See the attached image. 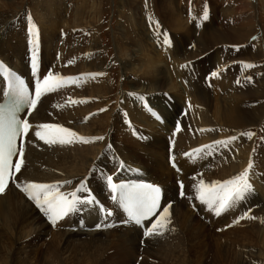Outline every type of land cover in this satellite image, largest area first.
I'll return each mask as SVG.
<instances>
[{
    "label": "bare ground",
    "instance_id": "1",
    "mask_svg": "<svg viewBox=\"0 0 264 264\" xmlns=\"http://www.w3.org/2000/svg\"><path fill=\"white\" fill-rule=\"evenodd\" d=\"M79 1H81V5L79 4L78 9L74 11L73 18H70V15L68 17L69 0H34L28 8L31 14L27 11L21 12L20 5L16 8L18 10L6 13L5 10L11 8L14 1L0 0V61L16 70L28 72L32 67V54L35 51L37 67L34 73L30 74L33 79H42L50 72L54 75L59 74L63 77L77 79L74 84L71 81H65V87L44 96L32 113L33 130L27 140L26 162L19 174L21 184L24 182L43 184L59 182L58 190L67 192L75 190L79 186V182L84 180L90 194L103 200L105 206L112 209L113 216H106L96 205H92L79 212L69 214L53 225L22 188L16 190L10 187L3 195H0V264H158L156 260L163 259L158 257L162 255L158 246L165 245L164 242L174 238L176 230L173 228L174 224L178 223L179 214L183 220H191L194 223H197L199 219L196 216L199 208L195 210L196 203L193 207V202L188 200L190 194L197 196L196 186L200 184L204 176L192 171L196 167H193L190 161L197 156L200 169L203 170L208 167L212 155L209 147L198 154L188 151L218 140L224 141L230 134L227 129L233 128L232 130L235 132L241 131L237 128H244L251 121L258 122L263 118L261 103L264 99V87L260 85L264 84V77L260 78L262 82L260 85L254 86L256 77L251 74V71L248 77L239 74L246 70L242 63L234 66L232 73L235 84L233 87H237L234 93L233 87L226 88L221 82L216 83V87H213L214 85L208 87L207 84L199 85V83H196L195 87L190 83L188 86V82H185L184 70L186 69L170 52L171 48L169 46L164 48L163 45L166 43L159 41L160 38L155 34L148 36L149 42L146 33L141 34L136 20L137 24L132 21L134 29L129 30L132 33L129 43L144 47L139 50L142 58L138 59L136 54L125 57L122 50L127 47L120 48L118 45L116 56L119 55L117 57L121 59L123 68L127 72L138 75L139 78L135 79V83H138L140 87L133 86L134 89H139L135 90L138 95L126 93L112 101L115 84L109 70L111 62H109L108 54L103 55V50L99 46L101 35L96 22L94 23L96 17H92L94 19L90 24L85 18L86 12L96 13L97 4L93 3L92 6H89L87 0ZM167 1L165 0V2ZM242 3L245 4V2ZM174 10L175 8L172 7V10L165 13L164 16L166 17V14L169 16L172 13V17L167 20L169 19L176 29L180 25L181 19L176 18L177 14L174 13ZM148 11L150 12V9ZM150 14L154 13L151 11ZM139 21L142 24L145 22L144 19ZM137 25L138 27H136ZM155 28V32L161 30L158 25ZM33 32L36 35H33ZM183 33L184 36L185 34L189 36L186 32ZM116 34L117 38L123 39V32L120 31V28ZM218 36L219 38L216 39L222 42V35ZM117 42L120 46V41L117 40ZM157 42L161 44L158 45ZM156 48L157 50H155ZM144 53H151L152 61L157 59L159 63L168 65L167 68L170 69V74H173L174 78L169 81L164 79L161 75V72H164L161 70L164 68L156 69L157 62L152 64V68L146 67L142 63L137 64L136 60L145 61V57L142 56L145 55ZM184 53L186 56L191 55L187 49ZM162 54H169L170 56L167 58L171 57L172 63L161 60ZM167 58L166 61H169ZM150 73L152 74L150 75ZM221 78L223 82V74ZM223 84L225 83L223 82ZM3 89L4 84L0 78V93ZM213 91L227 94L226 104L223 100L216 98ZM137 96H139L138 99H136ZM144 98L155 99L157 106L148 105L149 100ZM142 100L147 107L141 106ZM159 101L160 104H158ZM112 103L115 105L119 103L118 107L124 116L133 113L134 119L124 120L121 124H116L113 119L107 121L100 119L94 123L90 121V114L95 112L97 106L100 109H106ZM169 106H173L174 113L170 111ZM147 109L154 112L152 116ZM160 110H165L167 113L161 114ZM169 114L171 115L167 120L165 116H169ZM141 115L143 121L140 123ZM179 121L181 123H178ZM40 124H59L71 129L77 133V136L67 137L73 140L71 144L49 145L34 136V131L37 130L36 126ZM187 124L196 127L189 128L186 127ZM172 125L178 127L177 130L173 129ZM117 129L119 130L118 137L114 133ZM173 130L175 134H179L177 139L172 138V135L169 138L166 136ZM136 131L144 132L150 139H146L143 149H136L133 146L132 135L133 133L137 134ZM48 132L54 133L55 130L50 129ZM81 137L84 139L81 140ZM95 137L104 139L95 140ZM122 139L123 141H121ZM253 146V143H248L247 151L241 150L238 166L234 167L232 160L230 163L225 161L223 168L219 170L213 166L212 172L205 175L206 184L217 179L225 181L240 174L248 168L249 163H252L253 168L249 172V181L254 184L253 190L260 196L250 195L238 201L242 208H245L246 202L249 205V201L255 204L264 200V183H261V179L257 176L258 172L264 171V148L259 151L257 158H253ZM170 147L172 148L170 149ZM173 161L175 164H172ZM184 170L190 172L188 174L190 177L193 174L194 178L192 180L189 178L188 182L185 180L187 189L181 196L177 186L171 181L174 178L182 179L181 175ZM102 173L113 175L114 183L124 178L136 177L157 183L162 187L164 199L154 222L162 216L163 208L171 204L169 217L167 220H162L164 228L158 226L157 229L162 234L149 236L138 227L125 226L114 210L115 201L111 199L114 193L106 186ZM185 175L187 176V174ZM63 181H71V183L63 184ZM196 202L199 200L196 199ZM183 204H186V212L180 213ZM262 210L264 207L259 210L260 213ZM200 213H209L215 218L220 215L209 208H204V211L201 209ZM220 218H213L214 223L221 222ZM245 231L244 234L239 231L238 236L236 235L238 240L242 234L243 241L246 238L249 239L246 237ZM227 241L230 242L229 239ZM235 242H233L234 245L239 246ZM233 243L230 242V246L233 247ZM259 243L263 248L257 249V252L259 251L258 258H249L251 261H255L251 264H264V238ZM240 245L242 247L241 243ZM214 246L216 254L222 251L227 255L230 252H228V248H224L220 241L215 242ZM243 249L246 252L244 243ZM191 250L190 245L182 242L176 246V250L169 251L171 257L163 259L165 261L161 264H187ZM239 250L242 252L240 247ZM206 251L207 248L202 255L204 263L209 258V253ZM196 254L198 253L196 252ZM222 262L221 259L215 260L216 264Z\"/></svg>",
    "mask_w": 264,
    "mask_h": 264
},
{
    "label": "rangeland",
    "instance_id": "2",
    "mask_svg": "<svg viewBox=\"0 0 264 264\" xmlns=\"http://www.w3.org/2000/svg\"><path fill=\"white\" fill-rule=\"evenodd\" d=\"M13 1H14L13 6L11 8L6 9L5 10L6 13H11L14 10H18L16 8H18V6L20 5L22 7L20 10L21 12L27 11L28 13L31 14V11H29L28 8L32 4V1L34 0H13ZM87 1L89 6H92L93 3L97 4L96 13H92L90 11L89 13L86 12L85 18H87V22L90 24L92 19L96 17L94 23L96 22L97 27L100 30L99 34L101 35V44L99 46L103 50V55L108 54L107 56L109 58V62H111L109 70L111 71V79L114 81L115 84L113 90V97L111 98L112 101L117 100V98H120L119 97L120 95L126 93L128 94L135 93L136 95H138V93L135 92V90H139V89H134L133 87L134 85L139 86L138 83H135V79L138 80L139 78L137 77L138 75L127 72L123 68V64L120 61L121 59H118L117 57L119 55L116 56V53H118L116 51V47L118 45V47L120 48L127 47V49L122 50L123 55L125 57L135 56L136 54L138 59L142 58L141 55L139 54L140 53L139 50L144 47H139V45L136 46L129 43L132 36V33L129 32V30L134 29L132 27V21L135 24H137L136 22H138V25L141 30V34L146 33L147 40L149 35L155 34L157 37L160 38L159 41H162V43H166L163 45L164 48L168 46L171 48L170 52H172V54L177 57L176 59L179 62V64H181V66L184 65V68L186 69L184 70L186 77L185 82L186 81L188 82L187 83L188 86H190L189 85L190 83L194 85L193 87H195V84L199 83V85L207 84L208 87H211L209 86L211 84L212 86L214 85L213 87H216V83L221 82L223 86H226V88H231L233 87V85H235L234 78L232 76L233 75L232 73L234 71V66H237L242 63L244 64L246 70L242 71L239 74L248 77L250 74L249 72L251 71V74L254 77H256V80H254L255 81L254 86H256L257 84L260 85L262 83L260 81V78L264 77V0H250L251 2L254 1L252 4L248 0H168L169 2L168 1L165 2V0H87ZM242 2H245V4ZM79 4L81 5V1L79 0H69L70 12H68V17L70 15V18H73L74 11L78 9ZM172 7L175 8L174 13L177 14L176 18L181 19V23L180 25H178L176 29L173 27L174 24L171 21H169V19L167 20V18L172 17V13L169 14V16L167 14L166 17L164 16L165 13L170 12L172 10ZM149 9L150 12L148 11ZM207 10H210V18L207 17V19H204V13L207 12ZM151 11L154 14H150ZM151 17H155V18H151ZM141 19L145 20L143 24L141 21H139ZM138 25L136 27H138ZM156 25H158V27H160L161 30L155 32L154 29H156L155 28ZM119 28L120 31L123 32V39L117 38L116 36L117 35L116 33H118ZM183 32H186L189 36H187L186 34L184 36ZM219 34L222 35V39H223V40L221 39L222 42L216 39L219 38L218 36ZM117 40L120 41V46ZM157 43L158 45L161 44L159 42ZM186 49L189 52H191L190 53L191 55L188 56L185 55L184 51ZM155 50H157V48ZM195 53H197V55H195ZM144 54L145 55L142 56L145 57V61L136 60L137 64L142 63L146 65V67L152 68L153 67L152 64L154 62H157L158 64L156 65V69H159L160 67L164 68V70H161L164 71L161 72V75L163 76L164 79L169 81L170 79L174 78V75L170 74V69L167 68L168 65L159 63L157 59H154L152 61L151 53H144ZM169 54L168 55L162 54L160 59L168 63L170 62L171 64L172 63V60L170 61L171 57L167 58V56H170ZM166 58L169 61H166ZM249 64L252 65V67H248ZM152 73H150V75ZM212 73H216V75H214V78L207 79L208 75ZM222 74L224 77L223 82L225 84H223V82L221 81ZM260 86L264 87V84L262 83ZM236 88H237L236 86L232 88L233 93L235 92L234 90ZM194 91L196 92L195 88ZM212 93L214 96H216V98L223 100V102L226 104L225 100L227 94L216 93L214 91ZM138 97L139 96H137L136 99H138ZM144 99H146L147 101L149 100L148 98H144ZM144 103L145 102L142 100L141 106L147 107L144 105ZM117 104L115 105V103H112L106 109H100L97 106L95 112L90 114V121L94 123L100 119H103L104 121L113 119V121H115L116 124H121L123 123L124 120L131 121V118L134 119L135 115L133 113H131L129 116H124L122 114V110L119 109L118 107L119 103ZM150 104L154 107L157 106L155 99L149 100L148 105ZM158 104H160V101L158 102ZM261 105L263 107V118L259 119L258 122L251 121V123H249L250 125L248 124L244 128H237V129H241V131H237V132L233 131L232 130L233 128L227 129V131H230V134H228V136L224 139V141H228V139L233 136L237 137L236 140L228 142L226 145H222V146L215 145L214 143H209L205 145V146L212 145V147H209L210 148L209 151L211 152L212 158L210 159L207 168L205 167V169L203 170L200 169L201 167L198 163L197 156L194 157L195 160L193 159L190 161L191 162L190 164L193 165V167L194 166L196 167V169H194L195 171L193 169L192 171L195 172L196 174L198 173L202 174L204 176V178L202 179L204 182L206 181L205 175H209L212 172L213 166L217 167V169L220 170L221 168H223V163L225 161L230 163V160H232V164L234 167L238 166L240 164L239 157L241 155V150L243 149L247 151L248 143L254 144L253 158L258 157L259 151L262 148H264V99L262 100ZM169 107H170V111L174 113L173 106H169ZM147 111L151 116L152 113H154L153 111L148 109ZM159 113L164 114L167 112L165 110H160ZM171 114H169V116H165L167 120ZM159 119L162 120L161 118ZM142 121L143 119L141 115L140 123ZM178 123H181V121H179ZM171 127H174L173 129L175 130H177L178 128L173 125ZM186 127L192 128L196 126L195 125L191 126L190 124H187ZM249 131L254 133V135L251 138H249L247 135H243V133ZM114 133L118 137L117 133H119V130L117 129V131H115ZM136 133L137 134L133 133L132 135V138L134 139L133 146H135L136 149H143V145H145L146 139L148 138L144 132L136 131ZM171 135L172 138L175 139L179 137V134L178 133L175 134L174 130L171 132V134H168L166 136L169 138ZM121 141H123V139ZM164 143H166L165 140ZM173 145H175L174 142ZM171 148L172 147H170V149ZM170 149L168 148V151ZM198 149L204 150L205 148L204 146L201 147L198 146V148L196 147L195 149L189 150L188 152L195 154L197 153L195 150ZM158 150H161V148H158ZM183 154L180 155L182 156ZM172 164H175V162L173 161ZM184 173L187 174V176ZM188 174H190V172H187V170L185 172L184 170V172L181 175L183 180L174 178L171 181L175 186H177V189L180 192V194L181 192H183V195L185 192L184 190L187 189L188 179L190 178L192 180L194 178L193 174L191 175V177ZM257 176L261 179V183H264V171L258 172ZM157 178L160 180L159 177ZM185 180H187V182ZM216 181H221V179L220 180L217 179ZM181 183L183 185L182 188H181ZM185 183H186V187H185ZM251 186H252V190L245 196V198L249 197L250 195L253 196L257 195L259 197L260 194L253 190L254 184H251ZM190 195L191 196L188 201L193 202L192 203L193 207L194 204L196 203L194 208L195 210H197V208L199 209L197 210V213L196 212L195 213L200 220L198 219L197 223L191 222V220L189 221L183 220V218L179 214L178 223L174 224V228H173L174 230H176L175 231L176 234L172 240H168L164 242L165 245L162 244V246L161 245L158 246V248H160V252H162V255H159L158 257L163 259H168V257L170 256L169 251L176 250V246H178L180 243L183 242L184 244L190 245L192 247V250L194 251L193 252L191 250L189 254L191 256H189L187 264H192V262H194L193 264H197V263L201 264V260H202V264H216L215 263L216 259L223 260L222 263H218V264H251L252 262L254 263L255 261L254 260L251 261L249 258H255V259L258 258L257 254L259 255V251L257 252V249L263 248L260 246L259 242L264 238L263 237L264 210H262V213H260L261 211L259 210H261V208L264 207V200L261 201L260 203H255V204H252V202L249 201V205H247L246 202L245 208H242V206L240 207L238 202L237 204H234V206L228 208L227 212L226 210L221 211L220 215L217 218H215L209 213H205V214L200 213L201 209L204 211V208H208V207L205 204H202L200 200L197 198V196H194L192 194ZM196 199H198L199 202H196ZM186 204L181 205L183 208L182 207L180 208L179 211L180 213L184 211L186 212V208H187ZM223 212H225L226 214H224ZM244 216L246 217L244 218ZM212 217L214 219H218L219 217H221L220 218L221 222L219 221L214 223ZM260 223H262L261 224L262 227L259 226ZM239 231H242L243 234L245 231L246 237H248L249 239L246 238V240L243 241L242 240L243 234H242V236H239V240H240L239 241L238 238L236 237V235L238 236ZM228 239L230 240L231 243L236 241L235 244L238 243L239 246L236 247L234 243L232 244L233 247L230 246V242L227 241ZM217 241L222 242L224 248H228L227 250L228 252L229 251L230 252L227 255L222 251L221 253L216 254V249L214 244ZM240 243L242 244V247ZM243 243L245 245L246 252L243 249ZM245 243L248 244L246 245ZM193 246L196 247L194 248ZM239 247L240 249H242V252L241 250H239ZM206 248H207L206 252L209 253V258L206 260V263H204V258H202V255L205 253L204 250ZM196 252L198 254H196ZM245 258L246 261L244 262ZM163 259H157L156 261L158 264H161L163 261H165Z\"/></svg>",
    "mask_w": 264,
    "mask_h": 264
},
{
    "label": "snow or ice",
    "instance_id": "3",
    "mask_svg": "<svg viewBox=\"0 0 264 264\" xmlns=\"http://www.w3.org/2000/svg\"><path fill=\"white\" fill-rule=\"evenodd\" d=\"M207 12L204 13V19H207ZM36 35L35 32L32 33ZM35 43V41H34ZM32 67L36 69V54H32ZM252 67V65H248ZM5 68L4 62L0 61V69ZM102 75V74H90ZM216 75V73H212ZM65 81L76 83L77 79L72 77H63L59 74L54 75L48 73L42 79H38L35 85L34 95L26 88L21 87L23 81H18L13 78L11 89L17 95L13 106L7 110L6 114H0V194L5 192L9 182L11 181L16 187H22V190L30 199L35 201L36 205L46 215L47 219L55 225L58 221L64 219L71 213H76L84 208L96 205L106 216L112 215L111 210L104 209L99 205L96 198L92 196L86 186V181L81 180L79 186L73 191H59L60 183L43 184L34 182H17L16 174L21 172L25 160L24 139L28 136L33 125L27 119H21L17 113L20 111L21 103H26L31 110H35L42 98L48 93L56 92L66 86ZM34 136L46 144H71L72 139L68 136L75 137L77 133L69 128L62 127L59 124H40L36 126ZM55 130L54 133H49L48 130ZM251 138L254 133L249 131L243 133ZM81 140L84 138L81 137ZM95 140H102L103 137H95ZM233 136L228 141H215V145H226L228 142L236 140ZM20 140L18 147L17 141ZM110 147V146H109ZM212 147V145L204 146V148ZM197 154L201 149L195 150ZM18 156L17 162L13 163V158ZM253 168L252 163H249L248 168L240 174L225 180L214 181L206 184L203 180L196 186L197 198L202 204H205L209 209L216 212L217 215L221 211L227 210L234 206L252 190L249 181V172ZM106 181V186L112 193H119V196L112 195L111 199L117 202L118 206H123L129 215V218L136 223H141L144 219L154 216L160 206L161 187L151 183L126 184L114 183L113 175L101 174ZM71 181H63V184H70ZM183 187L181 183V188ZM79 194V195H78ZM183 195V192H181ZM171 204L163 208L162 216L158 218L151 227L147 229L146 235L162 234L157 231L159 228H164L162 220H167L169 217V208ZM243 218V217H241ZM170 222V221H169Z\"/></svg>",
    "mask_w": 264,
    "mask_h": 264
}]
</instances>
